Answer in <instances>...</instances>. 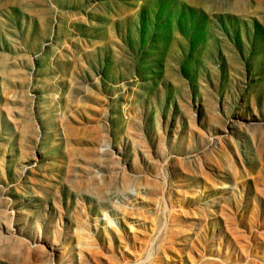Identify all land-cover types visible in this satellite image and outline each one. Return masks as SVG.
Returning <instances> with one entry per match:
<instances>
[{
    "label": "rangeland",
    "instance_id": "1",
    "mask_svg": "<svg viewBox=\"0 0 264 264\" xmlns=\"http://www.w3.org/2000/svg\"><path fill=\"white\" fill-rule=\"evenodd\" d=\"M0 264H264V0H0Z\"/></svg>",
    "mask_w": 264,
    "mask_h": 264
}]
</instances>
